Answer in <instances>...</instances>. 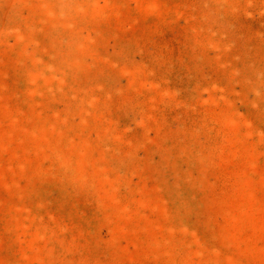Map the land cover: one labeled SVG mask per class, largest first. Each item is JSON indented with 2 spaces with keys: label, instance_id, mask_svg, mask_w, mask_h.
I'll use <instances>...</instances> for the list:
<instances>
[{
  "label": "rangeland",
  "instance_id": "374dc122",
  "mask_svg": "<svg viewBox=\"0 0 264 264\" xmlns=\"http://www.w3.org/2000/svg\"><path fill=\"white\" fill-rule=\"evenodd\" d=\"M0 264H264V0H0Z\"/></svg>",
  "mask_w": 264,
  "mask_h": 264
}]
</instances>
